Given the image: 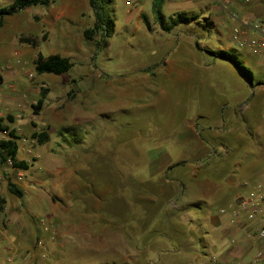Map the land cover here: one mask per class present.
I'll list each match as a JSON object with an SVG mask.
<instances>
[{"label":"rangeland","instance_id":"374dc122","mask_svg":"<svg viewBox=\"0 0 264 264\" xmlns=\"http://www.w3.org/2000/svg\"><path fill=\"white\" fill-rule=\"evenodd\" d=\"M12 1L0 0V8ZM51 1L60 6L68 3L65 0ZM127 1L131 2L126 4ZM151 1L113 0L107 11L115 24V32L106 46H99L100 34L92 41L79 39L81 27L75 25L77 22L86 24L84 11L90 12V22L88 26L83 25V29L91 28L94 21L88 0H82V4L76 7L80 16H72L73 19L69 21L70 17L67 22L73 49L65 54L73 67L61 76L46 75L52 78L49 81L38 80L40 77L34 71L36 48L19 42L21 36L36 38L37 52L43 56L56 48L58 35L50 32L49 38L46 33V39H41L49 30L39 21L47 16L49 5L30 7L7 19L9 29L16 21H22V27L0 44V75L4 80L0 77V122L14 130L19 138L17 159L24 161L29 168L27 171L18 170L0 159V195L8 206L14 199L7 186L11 183L23 195L26 193L22 200L26 203L25 210L33 204L36 194L42 198L40 204L45 210L52 201L55 208L50 209V220H45L40 215L42 211L33 204V210L37 211L34 213L40 211L35 215L49 224L48 230L57 229L56 237L70 239L73 245L66 252L67 258H52L50 264L117 262L119 258L111 251L114 243L119 246L117 233H123L126 238L134 233L125 228H113L114 221L118 220L117 213L128 226H134L133 217L127 213L130 193L136 188L138 191L151 189L155 194L166 193L164 197H157L153 205L155 212L164 210L166 204H176L178 200L172 189H166L164 182L157 177L149 181L150 172L161 175L163 168H167L163 162L167 160L165 157L151 165L150 170L153 157L167 149L173 153L169 159L180 156L178 148L190 127L188 122L204 114L208 119L206 123L213 126L221 121L215 104L228 103L232 109L250 94L244 79L231 65L222 62V67H212V60L200 51L202 56L196 51L194 58H185V48H196L189 30L191 27H178L170 34L158 33L155 19L150 21L151 16L147 14L151 12ZM142 8L147 13H138ZM168 11L167 6L162 7L165 16L171 15ZM64 32L60 29L57 34ZM201 37V49L219 50L216 37L209 34ZM177 45L181 48L171 57L170 53L176 51L173 48ZM168 59L188 62V68L200 76L203 83L165 80L163 65ZM200 59V63L206 65L202 71L198 69ZM212 82L217 83L218 92L215 94L210 89ZM41 88L47 90V95L39 115H34L32 105L36 104ZM163 89L170 96H163ZM248 99L252 101V96ZM247 107L256 111L258 105L249 106L247 103L239 110ZM168 110L173 117L168 116ZM33 133H46L48 139L39 144L32 139ZM250 138L242 144L248 146L251 141L252 151L261 150L257 148V140L253 136ZM166 172L175 179L197 171L185 165L170 171L166 169ZM245 183L251 185L244 181L242 191L237 192L235 198L245 193ZM141 200L144 204L145 199ZM96 204L101 207L97 213L90 209ZM164 217L163 221H172L167 222L169 228L163 227L165 234L168 232L180 242L191 240L187 233L183 234L187 232L184 224L192 221L191 217L172 211ZM138 221H144L143 215L138 214ZM101 223L111 228L103 230ZM144 231L137 228V237ZM153 236L155 234L149 237ZM158 238L166 242L168 236ZM101 240H105L109 248L97 251L94 247Z\"/></svg>","mask_w":264,"mask_h":264},{"label":"crops","instance_id":"0c3cea01","mask_svg":"<svg viewBox=\"0 0 264 264\" xmlns=\"http://www.w3.org/2000/svg\"><path fill=\"white\" fill-rule=\"evenodd\" d=\"M65 1L68 3L61 6L55 5V1H51L47 16L41 18L39 24L48 28V32L41 28V31L47 33L48 38L50 32L59 36L56 48L52 49L49 55L56 54L68 58L65 51L72 50L73 44L69 40L67 22L70 17L69 21L73 19L72 16H77V18L80 16L76 7L78 4H82V0ZM154 1H151L150 13L143 11V8L138 10L140 14H149L151 16L149 17L150 21H154V16H152ZM223 1H229V3L220 4ZM129 2L131 1H127L126 4ZM51 4L54 7L50 8ZM163 6H167L168 12L171 13L170 16L176 13H186L196 16L199 21L207 19L213 26V30L209 35L217 38L219 50L234 52L242 64L252 73L254 85L251 86L239 74L244 79V84L248 87V90H250L248 97H245L232 109L227 106L228 103L215 104L221 121L213 126L206 123L208 119L204 114L188 122L190 127L183 136L181 147L178 148V152L181 153L180 156L169 159L173 153H169L167 149L162 153L159 151L153 157L150 170L151 165L165 157L167 160L163 162L167 165V168H163L161 175L150 172L149 181L157 177V180L161 183L164 182L166 189L167 187L172 189V194L178 200L176 204H166L164 210L160 209L155 212L153 205L157 201V197H164L166 193L155 194L151 189L145 188L144 191H138L136 188L128 196L130 205L127 211L133 217L131 222H134V226H128L125 220L121 219L119 213H117L118 220L113 223L115 225L113 228H125L129 231L132 230L134 233L132 236L128 234L126 238L122 235L123 233L118 232L119 246L114 243L111 249L115 256L119 258L118 261L101 264H204L205 256H211L225 264H264V262H252L257 249L261 245L249 237L250 227L248 225L240 226L232 223L228 209V205L236 199L237 192L242 191L241 187H243L242 183L244 181H248L253 185L264 178V152H262L264 151V50L258 54H252L245 48L239 47L231 39L232 30L237 26L240 27L245 39L259 37V32L253 30V28L257 23L264 25V0H256L251 4H245L238 0H162ZM71 11L74 12L70 14ZM89 13L84 11L86 24L77 22L75 25L76 28L81 27L79 37L81 40L85 39L83 32L88 27L83 29V25H89ZM170 16H166V18ZM8 18L4 19V24L0 27V44L8 39L9 34L22 27V21H16V24L11 26L13 30L9 29V26L7 27ZM58 28L64 30V34H57L60 30ZM161 31L159 27L157 32L162 34ZM69 45H71V48H69ZM38 46L35 49V59L37 53H40L37 52ZM58 46L59 48H57ZM74 47V50H76V45ZM180 48L179 45L173 48L176 51L170 53L171 57ZM185 49L186 59L194 58L196 51L200 53L196 48L188 49L187 47ZM0 55H2L1 50ZM200 55L202 56L201 53ZM208 57V60H212L210 61L212 67L218 65L222 67L223 61L220 62L213 60L210 56ZM200 62L201 59L198 61V69L202 71L206 68V65ZM190 63L192 64V62ZM188 65V62L179 63L178 60L172 62L168 59L163 65L162 76L165 80L169 81L172 78L184 84L189 81L203 83L204 80L200 79V76L196 75L195 72L193 73ZM234 71L236 70L234 69ZM236 73L238 72L236 71ZM46 75L48 74L38 75L40 77L38 80L49 81L52 79ZM0 77L3 80V76L0 75ZM216 84V82L210 84V89L214 94L218 92ZM162 92L163 96L167 94L170 96L169 93H165L164 89ZM250 95L252 101L249 102ZM247 103L249 106L250 104L252 106L254 104L258 105L257 110L254 111L248 107L239 110ZM167 114L172 116L169 110ZM200 136H203L204 140ZM251 136L254 140H257V148L261 150L252 151L251 141H249L248 146L242 144V142L250 140ZM206 139L208 140L206 141ZM175 165H178L176 167L187 165L197 172L190 176L171 179L166 169L168 171L170 166ZM24 195L20 198L13 195L12 202L8 206L6 202L0 212V264H50L52 258L64 260L67 258V250L72 248V242L70 239L56 237L58 230H48L49 224L38 219L35 215H39L40 211L34 213L37 211L32 208L34 204L38 210L42 211L40 215L48 221L51 219L50 209L54 204L52 201L49 202L52 205L48 203V209L45 210L43 205L40 204L42 198L36 194L33 196V204H30L29 209L25 210L26 203L22 201ZM142 198L145 199L144 204ZM138 206H140L139 210ZM100 208L99 204L90 206L91 211L96 213L100 212L98 210ZM169 211L192 218V221L186 222L183 227L187 230L183 234L187 233L191 238L190 241L180 242V240L172 238L168 232L164 233L163 227L166 225L169 228L167 222L172 223L171 220L163 221L164 216L169 215ZM138 214L143 215L144 221H138ZM42 223L45 225H42ZM105 225L101 223L100 227L103 230L111 228ZM137 228L145 230L144 234L140 236L141 238L137 237ZM158 228H160V231ZM150 234H155V236L149 237ZM160 236H168L167 241L165 242L162 238L159 239ZM94 248L98 251L100 248L109 247L105 240H101L96 242Z\"/></svg>","mask_w":264,"mask_h":264},{"label":"trees","instance_id":"16d2710c","mask_svg":"<svg viewBox=\"0 0 264 264\" xmlns=\"http://www.w3.org/2000/svg\"><path fill=\"white\" fill-rule=\"evenodd\" d=\"M112 2L113 0H89V6L93 11L95 21L91 28H87L83 32L86 41H92L97 34H100L101 40L98 45L106 46L107 40L114 35L115 24L107 11V8L109 7L108 5L112 4ZM49 3V0H13L9 5L0 8V27L4 24V19L6 17L18 14L30 7L48 6ZM152 13L156 24L165 33H171L178 27H191L189 30H191L192 37L195 39V47L198 51L205 52L213 60L223 61L231 65L251 86L254 85L252 73L242 64L234 52L225 50H203L200 48L199 41L202 38L201 35L210 34L213 30L212 24L207 19L199 21L196 16L188 15L186 13H176L173 16L166 18L162 13V0H155L153 2ZM46 37V33H43L41 37L42 41H44ZM19 42L32 48L38 46L36 38L21 36L19 37ZM72 67L73 64L69 58L56 54L45 57L41 53H37L36 59L34 60V71L38 75L52 74L55 76H61L69 73ZM46 95L47 90L41 88L36 104L32 105L34 115H39V112L44 105ZM1 131L8 132V138L0 141L1 161L6 162L9 160L11 161V166L13 168L27 171L29 166L24 161H19L17 159V140L19 138L15 135L14 130H10L6 126H0V132ZM200 138L204 140L203 136H200ZM32 139H36L39 144H43L48 139V135L46 133H33ZM178 165L170 166L168 171ZM7 186L10 194L19 198L22 197V191L17 189L13 184L8 183ZM5 203L6 200L0 195V212L3 210Z\"/></svg>","mask_w":264,"mask_h":264},{"label":"built area","instance_id":"2783aa9c","mask_svg":"<svg viewBox=\"0 0 264 264\" xmlns=\"http://www.w3.org/2000/svg\"><path fill=\"white\" fill-rule=\"evenodd\" d=\"M245 4H251L256 0H238ZM229 3V1L220 2V4ZM129 4V3H127ZM253 30L259 32V37L245 39L239 26L234 27L231 33V39L239 47L245 48L252 54H258L264 50V25L255 24ZM0 122V126H3ZM7 131H1L2 140L8 138ZM1 141V140H0ZM11 166V161H6ZM264 174V173H263ZM264 176V175H263ZM247 189L244 194L236 197L233 203L228 207L231 221L234 224L250 227L249 237L261 245L255 253L253 263L264 262V178L253 185L244 184ZM42 225H45L42 223ZM204 264H225L219 260L205 256Z\"/></svg>","mask_w":264,"mask_h":264}]
</instances>
